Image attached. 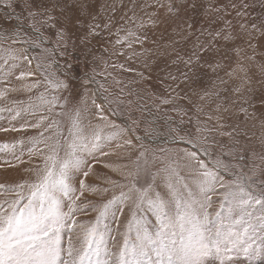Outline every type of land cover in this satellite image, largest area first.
Here are the masks:
<instances>
[{
  "label": "rangeland",
  "instance_id": "374dc122",
  "mask_svg": "<svg viewBox=\"0 0 264 264\" xmlns=\"http://www.w3.org/2000/svg\"><path fill=\"white\" fill-rule=\"evenodd\" d=\"M246 2L249 4L247 20L258 22V18H264L260 0ZM77 3L86 6V10L74 7L62 14L57 8L52 12L53 21L38 33L30 27L29 10L52 11L49 0H34L29 6L24 0H12L11 7H7V0L0 2V36H7L0 39V93H4L0 97V109H4L0 111V128H20L23 124L41 121V117L47 118L38 129L0 131V144L11 146L0 148V184L15 187L36 182L38 172L44 168V156L49 154L44 143H34L40 139V132L50 138L46 139L47 144L59 140L66 145L71 139L69 129L77 110L84 135L89 138L97 124L103 127L105 121L99 119L102 115L109 125L103 127V132L116 135L101 145L108 155L102 156L97 151L94 160L85 156L93 165L85 182L97 191L86 192L77 202L86 204L87 211L77 212L75 219L85 225L94 222L104 203L125 193L128 196L125 211L123 215L117 212L119 232L110 217L105 221L111 224V236L115 237L112 240L106 236L111 253H117L122 243L121 234L134 207L137 187H146L155 177V187L163 193L164 178L171 169H176L183 183L195 190V182L203 178L201 173L209 170L233 189H245L221 208L227 189L217 185L216 192L210 193V226L226 225L229 208L238 212L243 207L250 213L245 219L251 227L244 239L245 247H251L247 252L240 245L234 247L225 257L227 264H264V224L260 223L264 207L238 204L240 199L248 198L247 193L259 198L262 191L259 182L264 181V108L259 104L260 96L264 95V76L258 67L264 61L259 55L264 48L257 50L255 66L243 59L245 55H252L251 49L245 47L240 57L236 56L234 47L243 46L239 40L235 44L217 41L219 52L205 56L209 63L202 61L191 71L184 62L196 50L198 39L200 43L211 39L209 32L239 31L238 24L244 22L243 18L237 17L236 9L230 5L239 6L240 0H196L195 9L183 8L178 15L167 14L166 9L157 6V0H77ZM212 8L220 11H211ZM68 16L73 17L71 26L67 24ZM227 22H231V27ZM90 26L98 35L82 43L81 38L87 35ZM62 27H69V33L64 41H59L57 33ZM64 43L67 50L62 55ZM238 59L251 69L249 87L256 97L254 117L247 121L236 115L241 95L234 89L241 85V80L227 75L236 67ZM216 63L221 66L213 67ZM29 72L31 76L18 79L21 73ZM60 80L68 82L70 88H58ZM54 98L55 105L47 103ZM165 100L169 102L164 103ZM96 104L101 106L99 113ZM217 106L221 111L229 109L223 113L224 128L216 120L221 114ZM49 124L53 126L48 128ZM234 126L238 127V133L234 132L231 137L221 135V132H232ZM126 140H131V145L125 144ZM36 146L42 154L34 151ZM187 153H194L196 159L190 160ZM60 155L63 157V150ZM197 161L205 168L201 169ZM74 184L79 187L78 181ZM27 193L25 188L24 194ZM14 195L0 191V204L11 201ZM68 203L65 200V205ZM63 210L67 212V206ZM218 212L221 215L217 216ZM145 215L150 231L155 232V217L150 213ZM70 235L75 239L78 233L62 229L65 246ZM206 261L219 264L212 256Z\"/></svg>",
  "mask_w": 264,
  "mask_h": 264
},
{
  "label": "snow or ice",
  "instance_id": "6c2138e0",
  "mask_svg": "<svg viewBox=\"0 0 264 264\" xmlns=\"http://www.w3.org/2000/svg\"><path fill=\"white\" fill-rule=\"evenodd\" d=\"M33 2L34 0H24L26 6ZM49 2L52 11L48 8L42 11L29 10V17L32 20L30 27H34L38 33L41 27L49 26V22L53 21L52 12L57 8L62 14L66 9L74 7L86 10V6L79 5L77 0H49ZM11 4L12 0H7V7H11ZM260 4L264 8V0H260ZM157 6L166 9L169 15H178L183 8L195 9L197 3L196 0H191V2L190 0H157ZM230 6L236 9L237 17L243 18L244 22L238 24L239 31L221 29L214 33L209 32L211 39L204 43H200L198 39L196 50L188 60L184 61L190 71L202 61L205 64L209 63L205 60V56L211 57L219 52L217 41L220 40L225 44H235L236 41H241L243 46L236 45L233 49L236 56L239 58L245 51V47L251 49L252 55H245L243 59L255 66L257 50L264 48V44L261 43L264 40V18H258V22L247 20L249 4L246 0H240L239 6L236 3H231ZM211 11L219 12L220 9L212 8ZM66 20L69 26L73 25V17L68 16ZM76 22H79L78 18ZM227 24L231 27V22ZM36 25L39 27H35ZM188 27L191 28L192 25L189 24ZM68 33L69 27H62L57 33L59 41H64ZM95 35L98 33L90 26L89 32L81 38V42H86L89 37ZM6 38L7 36H0V39ZM117 43L120 41L118 40ZM61 47L64 50L61 52L63 55L67 50V43L62 44ZM73 47L75 48V44ZM259 55L264 57V52H260ZM24 59L28 60V57ZM220 66L219 63L213 65V67ZM258 67L264 76V61ZM250 71V67L238 59L236 67L227 73L230 77L235 76L241 80V85L234 89L238 95H241V103L236 115L238 118L242 116L245 121L254 117L256 101L253 90L249 87L252 82ZM241 73L243 75H240ZM25 75L31 76L32 73H21L18 79H23ZM140 75L144 78L142 73ZM184 75L187 77V73ZM221 83L224 81L222 80ZM57 87L67 90L70 84L65 80H60ZM243 93H248V95H243ZM3 95L4 93H0V97ZM168 102L164 101V103ZM47 103L55 105L56 100L54 98L53 101ZM93 103L95 104L94 101ZM259 104L261 108H264V95L260 96ZM95 107L99 113L101 106L96 104ZM250 108L253 109L252 112L249 111ZM49 110L51 111V108ZM217 112H221L216 117L219 127L224 128L223 113H228L229 109L223 108L221 111L217 106ZM16 115L19 116L20 113L17 112ZM79 118L80 111L77 110L72 120V127L69 129L71 139L66 142V145H62L59 140H56L54 144H47L45 141L50 138H45L43 132L39 133L40 139L34 143L36 145L44 143L49 154L44 156V168L38 172L36 182L21 183L15 187L0 184V191L15 194L11 201H4V204L8 205L7 208H4V204H0V264H207L206 258L209 256L219 260V264H227L225 257L237 245L244 247L246 252L249 250L251 246L245 247L244 236L251 227L249 221L245 219L250 213L246 212L243 207H240L238 212L229 208L230 214L226 225L221 223L210 226L211 219L208 212L212 204L210 193L216 192L217 185L221 189H227L223 194L224 200L221 201V208L224 207L226 201L235 199L237 192H245L244 187L233 189L219 180L214 172L205 170L201 173L203 178L195 182L196 189L193 190L183 183V177L179 176L176 169H171L163 180L165 189L163 193L156 189L155 177H153V183L146 187L136 188L138 195L124 226L125 230L121 234L122 243L117 253H111L107 246L106 236L112 240H115V237L111 236V224L105 221L110 217L112 223L117 225L116 231L119 232L120 216L117 212L123 215L128 196L121 192L120 197H113L104 203L97 212L96 220L90 224L85 225L78 222L75 215L77 212L87 211L86 204L77 203L81 201V197H84L86 192L97 191L95 186L85 182L93 170L92 163H89L85 156L94 160L97 151L102 156L108 155L103 152L101 145L104 141H111L116 134L103 132V127L109 125L106 118L99 115V119L105 123L103 127L97 124L96 130L89 138L84 135ZM45 119L47 118L41 117V121L37 123L23 124L20 128H0V131L38 129ZM52 126L49 124L47 127ZM234 132H239L238 127L234 126L232 132H221V135L231 137ZM131 143V140L125 141L127 145ZM9 147L11 146L7 143L0 144V148L8 149ZM61 150L64 151L63 157L60 155ZM34 151L42 154L38 146L34 147ZM29 155L31 156L32 153L30 152ZM186 155L190 160L196 159L194 153ZM197 163L201 169L205 168L203 163L199 161ZM86 168L87 171H85ZM81 174L83 178H80ZM75 181H78V188L74 184ZM259 183L262 189L260 197L257 198L247 193L248 198L240 199L239 205L254 203L264 207V181ZM25 188L28 189L27 195L24 194ZM65 200L70 203L65 205ZM65 206L68 208L67 212L63 210ZM146 213L155 217L157 225L155 232L149 229ZM219 215L221 214L218 212L217 216ZM260 223L264 224V216L260 218ZM64 228H68L70 233L73 231L78 233L75 239L69 236L66 246L62 243L61 237V231Z\"/></svg>",
  "mask_w": 264,
  "mask_h": 264
}]
</instances>
